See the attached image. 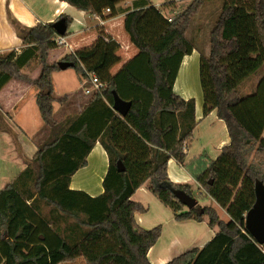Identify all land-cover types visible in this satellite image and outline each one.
I'll use <instances>...</instances> for the list:
<instances>
[{
    "label": "trees",
    "instance_id": "obj_1",
    "mask_svg": "<svg viewBox=\"0 0 264 264\" xmlns=\"http://www.w3.org/2000/svg\"><path fill=\"white\" fill-rule=\"evenodd\" d=\"M61 1L100 18L123 13L124 29L138 53L102 81L104 85L79 114L59 121L53 103L67 96L57 98L53 93L51 74L60 69L57 62L49 61L50 52L59 47L54 21L26 27L8 15L25 47L19 53L0 54V89L12 78L30 81L37 89L35 103L47 131L25 168L0 189V264H66L77 258L84 264H152L148 252L161 227H141L135 214L146 208L131 198L145 184L176 220L205 218L214 231L203 246H193L164 264H264V243L259 244L245 227V214L255 200V182L264 183V78L255 92L241 96L238 91L264 64V0H223L209 32V52L199 56L202 118L215 111L229 141L216 159L197 158L188 168L228 220L209 205L182 211L175 190L190 195L192 191L168 175L171 158L184 162L185 144L197 125L195 99L176 94L173 84L183 57L196 48L186 33L207 0H192L172 17L151 0H132L125 8L119 6L125 0ZM60 18L68 27L71 18L60 14L56 20ZM94 52L77 50L62 60L73 62L76 74L86 79L87 72H95L105 62L103 47L97 61L83 67L79 60ZM33 59L40 69L30 80L20 69ZM112 90L131 101L125 116L111 108ZM98 102L104 111L94 120L92 108ZM96 141L107 154L108 166L103 191L92 197L70 189L69 183ZM118 160L124 171L117 170Z\"/></svg>",
    "mask_w": 264,
    "mask_h": 264
},
{
    "label": "crops",
    "instance_id": "obj_2",
    "mask_svg": "<svg viewBox=\"0 0 264 264\" xmlns=\"http://www.w3.org/2000/svg\"><path fill=\"white\" fill-rule=\"evenodd\" d=\"M131 2L132 0H125L119 4L120 7L125 8L131 5ZM155 6L159 8L157 5ZM60 14H66L71 18V22L66 29V35L63 36L66 43L60 48L61 50L63 49L62 53L66 52L69 54L77 50L89 51L95 49L92 56L79 60L80 64L86 67L97 61L103 47L106 49L104 64L94 72L101 81L106 82L138 53V49L130 41L129 35L124 29L123 13L112 17L100 18L85 11L78 10L61 0H0V54L10 50H16L19 53L25 47L10 22L8 15H11L23 26L30 27L38 22H53ZM60 49L58 47L52 50L49 58L53 54L57 56L58 54L55 52ZM197 53L195 48L191 54L183 57L173 84V91L185 99L191 97L179 83V75L180 73L182 75L184 71L186 72L188 70V66ZM29 64L22 67L20 72L23 76L32 80L37 77L40 66L31 68ZM64 70H55L51 74L54 96L57 98L63 95L67 96L61 104L56 101L53 103L54 113L57 112V107H63L65 102L67 105L69 96L74 100L72 99L71 102H68V105L65 107L66 110H62L63 114L60 116L61 118L57 119L59 121L69 115L79 114L89 104L92 96L87 97V94L84 92V87L90 85L89 78H81L76 74L75 70L70 75H74L76 81L74 86L65 89L63 86V80L66 77L63 73ZM36 93V87L30 81L21 78L10 79L0 89V107L2 110L0 113V189L13 180L25 168L26 161L33 158L37 151V144L42 140V138L39 139L40 136L36 135L38 124H40L37 118L38 108L35 103ZM104 102L109 105L106 100ZM70 105L73 107L72 110L69 108ZM75 106L77 108H74ZM92 109L95 113L94 120L97 119L96 115L104 111V107L100 102L96 103ZM201 115V111L198 109L195 101L197 125L204 119ZM95 126V123L92 121L93 130H95ZM228 141V134L223 133V137L216 142L214 148L220 153L221 147L227 144ZM185 152L187 155L186 147ZM171 160L173 158L168 161V165ZM185 160L183 163H185ZM174 161L180 166L181 163L175 159ZM107 166V154L100 142L96 141L86 157L85 165L71 175L69 188L84 191L92 197L99 195L103 191L102 181ZM169 178L174 182L180 181L173 180L170 176ZM148 195H150V192L145 184L131 198L136 202L143 203V200ZM135 218L137 223L142 227L144 224L143 213H136ZM202 223L206 224L205 221H202ZM213 234V230L207 228L205 233L197 238L195 246H198L199 241L201 244L198 247L203 246ZM148 258L152 264H164L166 262V257L164 258L153 254V247L148 252Z\"/></svg>",
    "mask_w": 264,
    "mask_h": 264
},
{
    "label": "rangeland",
    "instance_id": "obj_3",
    "mask_svg": "<svg viewBox=\"0 0 264 264\" xmlns=\"http://www.w3.org/2000/svg\"><path fill=\"white\" fill-rule=\"evenodd\" d=\"M151 1L154 5H157L159 7V9L165 16L172 17L179 11L183 10L192 0ZM222 2L223 0H207L205 4L200 8L198 13H196L192 17L186 33L188 38L194 43V46L196 47L198 53L193 57V61L188 66V70H186V72L184 71L182 75L180 73L179 83L183 88L186 89V93H188L190 97L195 99L198 109L201 111V114L203 98L199 80V56L200 53L208 54L209 52V32L216 17L218 16ZM108 12L109 11L106 10L103 11V13L105 14H107ZM65 43L58 45L59 49L62 48ZM62 50L60 49L55 52L58 54L57 56L53 54L51 57L50 55L51 58H49V61H63L62 58L67 53H62ZM33 61H31L29 64L31 68L37 67L39 65L38 60ZM63 73L66 75L65 79L63 80V86L65 87V89L73 87L76 82L74 79V75L70 76L72 73H74L73 67L65 68ZM262 78H264V65L260 70H258L254 74H251L239 85V94L241 96H247L255 92L256 87ZM124 91L125 89L122 91L123 96L125 95ZM92 93L93 92L86 93V96H91ZM137 93L138 92L133 91V94ZM72 99L69 96L68 102H71ZM65 103L63 107H57V112L55 113L56 119L61 118L60 116L63 114L62 110H66L65 107L67 105ZM69 108L72 110L73 107H71L70 105ZM74 108L77 107L75 106ZM37 118L40 121V124H38L36 135L40 136L39 139H41L43 138L41 136L45 135L47 129L44 124H41L43 123V121L38 111ZM203 118L204 119L200 121L198 125H196V129L194 128L195 130L193 131L192 137L189 138L186 142L185 147L187 149V155L185 163H181L180 166H178L177 163H175L174 159L171 160L170 164L168 165V174L173 180H180L179 182L175 181V183L189 185L192 191L191 196L197 200L198 207L208 205L212 206L216 209L221 219L228 220V216L225 213V210L204 192V190L200 187L195 177L193 176V172L188 168L191 161L195 159L198 160L200 158L201 160H203V162H209L211 159H216L220 154L218 153L219 151L214 148L216 142L223 137V133L227 134V130L225 125H223V121L216 116L215 112H211ZM196 163L198 164V162ZM141 204L146 208V211L143 213L144 224L142 225V227L147 229L157 225H160L161 227V234L156 243L153 245V254L164 258L166 257L165 261H168L176 255L182 253L183 251L195 246V244L197 243V238L201 237L203 233H205L206 229L209 228L206 224L202 223V221L198 222L195 220H176L174 218L172 210L162 204L151 193L143 200V203ZM187 209V206L182 207V211ZM48 211L49 207H45V213H48ZM204 221L206 223L205 218ZM209 235H211V233H209ZM199 244H201L200 241L197 245L200 246ZM67 264H83V261L82 258H77L74 262Z\"/></svg>",
    "mask_w": 264,
    "mask_h": 264
},
{
    "label": "water",
    "instance_id": "obj_4",
    "mask_svg": "<svg viewBox=\"0 0 264 264\" xmlns=\"http://www.w3.org/2000/svg\"><path fill=\"white\" fill-rule=\"evenodd\" d=\"M53 28L59 35L66 33L67 25L65 24V19L60 18L53 22ZM60 69H65L67 67H72L73 62L71 61H59L57 62ZM112 109L125 116L128 112L131 101L122 99L116 90H112ZM116 168L119 172L124 171L125 167L123 163L118 160L116 163ZM212 183V179L209 180ZM255 200L251 208L245 214V227L251 236L259 243H264V183L261 180H256L254 186ZM175 195L179 201L187 206L188 209L193 208L197 205V200L190 194L183 190H175Z\"/></svg>",
    "mask_w": 264,
    "mask_h": 264
},
{
    "label": "built area",
    "instance_id": "obj_5",
    "mask_svg": "<svg viewBox=\"0 0 264 264\" xmlns=\"http://www.w3.org/2000/svg\"><path fill=\"white\" fill-rule=\"evenodd\" d=\"M106 11H109V9H106ZM170 20V18H168ZM54 40L57 42L58 45L65 43V38L61 35H56ZM87 76L89 78L90 85L84 87L85 93H90L96 90H99L104 83H102L99 79V77L94 72H87Z\"/></svg>",
    "mask_w": 264,
    "mask_h": 264
}]
</instances>
